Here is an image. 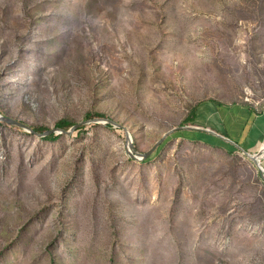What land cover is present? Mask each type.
I'll list each match as a JSON object with an SVG mask.
<instances>
[{
  "label": "rangeland",
  "instance_id": "374dc122",
  "mask_svg": "<svg viewBox=\"0 0 264 264\" xmlns=\"http://www.w3.org/2000/svg\"><path fill=\"white\" fill-rule=\"evenodd\" d=\"M215 104L264 107V0H0L3 116L146 152ZM199 133L0 125V264H264V181Z\"/></svg>",
  "mask_w": 264,
  "mask_h": 264
},
{
  "label": "crops",
  "instance_id": "0c3cea01",
  "mask_svg": "<svg viewBox=\"0 0 264 264\" xmlns=\"http://www.w3.org/2000/svg\"><path fill=\"white\" fill-rule=\"evenodd\" d=\"M198 119L197 125L214 129L230 138L247 152L253 153L261 148L263 149L264 107L260 110L248 104H215L208 106L207 110H203ZM199 136L203 140H209L210 143L226 145L222 143L224 140L215 135L209 136L208 134L199 133ZM229 144L232 145L231 143ZM232 146V148L238 150L234 145ZM261 165L264 168V152H262L261 156Z\"/></svg>",
  "mask_w": 264,
  "mask_h": 264
},
{
  "label": "water",
  "instance_id": "95a60500",
  "mask_svg": "<svg viewBox=\"0 0 264 264\" xmlns=\"http://www.w3.org/2000/svg\"><path fill=\"white\" fill-rule=\"evenodd\" d=\"M0 123L5 124L7 126L10 127H15L18 128L20 130H22L25 133L31 134L37 138H45L48 137L52 134L55 135H68V136H72L73 133L75 131H77L78 129H80L81 126L86 125V124H110L113 127L116 128H120L125 132V146H126V152L129 155L130 158L136 160V161H143L147 158H149L154 151L159 147V145L171 134L179 131V130H187V131H204L210 134H213L219 138H221L222 140L232 143L242 154H244L248 159L251 160V162L254 164V166L256 167L260 178L264 181V168L261 165V153H262V148L259 149L257 152H247L246 150H244L241 146H239L238 144H236L235 142H233L230 138L224 136L223 134L215 131L212 128H209L207 126H202V125H197V124H182V125H178V126H174L172 128H170L169 130H167L163 136L158 139L154 145L147 150L146 152H139L135 149V145L133 143V138L131 135L130 130L122 123L118 122L117 120L110 118V117H94V118H90V119H85L82 120L80 122H77L75 124H73L70 128L68 129H61V128H50L42 133H38L37 131H35L34 129H32L30 126L15 120V119H11L8 118L6 116H3L0 114Z\"/></svg>",
  "mask_w": 264,
  "mask_h": 264
},
{
  "label": "trees",
  "instance_id": "16d2710c",
  "mask_svg": "<svg viewBox=\"0 0 264 264\" xmlns=\"http://www.w3.org/2000/svg\"><path fill=\"white\" fill-rule=\"evenodd\" d=\"M203 112V110H200L199 112H197L195 109H193L192 110V116L190 117V118H188V122H192V124H196V122H198V118H199V116H200V114ZM99 117H105V116H99ZM94 118V117H93ZM0 125H3L2 123H0ZM73 124L72 123H69V121H67V120H64V119H62V120H60V122H58L57 124H56V127L57 128H61V129H68V128H70L71 126H72ZM95 125H97V124H95ZM107 126L108 127H113L112 125H110V124H107ZM32 129H34L35 131H37L38 133H42V132H44V131H46V130H44V131H42V132H40L39 130H37V129H35V128H32ZM59 136H57V135H55V134H52V135H50V136H48V137H45V139L46 140H55V139H57ZM206 141H209V140H206ZM222 143H225L227 146H232V145H230L229 143H227V142H224V141H222ZM218 145H222V144H218ZM233 147V146H232Z\"/></svg>",
  "mask_w": 264,
  "mask_h": 264
},
{
  "label": "built area",
  "instance_id": "2783aa9c",
  "mask_svg": "<svg viewBox=\"0 0 264 264\" xmlns=\"http://www.w3.org/2000/svg\"><path fill=\"white\" fill-rule=\"evenodd\" d=\"M258 104H259V103H258ZM256 108H257V107H256ZM262 147H263V149H262V152H264V144H263V146H262Z\"/></svg>",
  "mask_w": 264,
  "mask_h": 264
},
{
  "label": "bare ground",
  "instance_id": "6f19581e",
  "mask_svg": "<svg viewBox=\"0 0 264 264\" xmlns=\"http://www.w3.org/2000/svg\"><path fill=\"white\" fill-rule=\"evenodd\" d=\"M261 156H262V153H261Z\"/></svg>",
  "mask_w": 264,
  "mask_h": 264
}]
</instances>
